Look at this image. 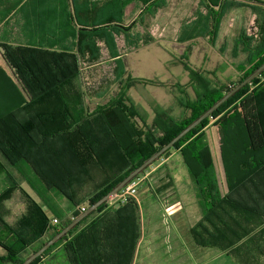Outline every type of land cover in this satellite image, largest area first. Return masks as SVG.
I'll return each instance as SVG.
<instances>
[{
  "label": "trees",
  "instance_id": "1",
  "mask_svg": "<svg viewBox=\"0 0 264 264\" xmlns=\"http://www.w3.org/2000/svg\"><path fill=\"white\" fill-rule=\"evenodd\" d=\"M243 1L257 4L250 7L255 15V33L249 35L242 30L239 34L234 52L245 58L235 66L237 77L223 81L215 72L196 68L187 56L181 57L184 70L190 74L188 89L177 85L182 95L177 102L181 114L159 110L151 124L129 95L130 88L142 81L129 75L118 38L125 37L127 45H134L135 49L153 44L155 39L148 33L132 39L131 31L137 22L126 27V11L132 3L139 2L142 10L137 20L141 27H146V20L165 7L167 0H62L60 11L69 35L25 37L24 45L0 39V72L11 81L14 96L19 95L18 100L13 99L11 113L0 117V181L5 188L0 193V247L5 251L0 264L23 263L79 217L83 208L87 210L108 194L264 63V8L259 6L263 4L258 0ZM52 2L46 0V31L54 19ZM32 3L33 0H18L0 6L6 8L3 14L9 15ZM201 6L204 13L199 10L196 19L186 25L179 43L201 38L215 45L229 14L244 3L205 0ZM69 38L74 42L73 50L59 51L57 48L63 47ZM104 49L118 65L115 81L122 88L117 96L98 103L89 112L82 64L98 63ZM69 109H76L77 113L68 115ZM174 152L182 157L191 176L203 223L209 221L217 232H222V227L215 226L212 220L215 216L224 222L221 213L235 224L239 223L237 218L242 223L249 217L264 220V72L134 180L144 177L150 168ZM20 166L29 172L15 175ZM164 169L169 173L165 164L155 171ZM26 180L34 183L36 195L43 197V205L22 188ZM247 188L257 193L251 205L240 194ZM16 191H21L27 209L11 225L5 220L8 209L5 213L3 206ZM58 194L71 206L68 215L54 203ZM110 202L91 215L102 212ZM127 203L136 204L134 198L124 202ZM89 217L33 264H46V258L54 252H63L64 264H102L106 249L115 246L123 249L122 242L115 245L102 230L104 218L81 229ZM192 232L197 245L207 246V241L199 238L200 233L195 229ZM214 235L209 231L210 237ZM37 242L39 247L22 257Z\"/></svg>",
  "mask_w": 264,
  "mask_h": 264
},
{
  "label": "rangeland",
  "instance_id": "2",
  "mask_svg": "<svg viewBox=\"0 0 264 264\" xmlns=\"http://www.w3.org/2000/svg\"><path fill=\"white\" fill-rule=\"evenodd\" d=\"M166 7L167 6L165 5V7L159 9L153 17H149L148 21L146 20V27H141L139 20H134L137 23L135 28L131 31L132 39H138L139 37L142 38L148 33L155 39V42L149 47H142L137 50L132 48L134 45H127L125 37L118 38L121 57L126 62L129 75L134 79L142 81V84H134L133 87L130 88L129 95L135 100L139 108L148 114L146 117L147 121L150 119L148 124L153 122L156 113H158L159 110L169 112L173 115L181 114L182 109L178 106L177 102L182 95H180L177 85L179 84L181 87L185 86V88L188 89L186 85H189L188 83L190 82V74L184 70L181 64V57L187 56V59L192 66H194V64H200L199 59L203 55H207L210 59L209 64H212L214 58H217V53L213 52L211 49H208L209 52L205 51L206 49L202 47V42L195 45L194 49H192V54L190 55L186 43L178 42L180 38L179 36L181 35L178 34V32L181 30L183 31L186 25L195 20L194 18L193 20L189 19L183 21V16L191 14L192 10L195 9V5H191L190 2L185 3L181 2V0H173L172 6L169 9H166ZM241 8L233 12L230 17L228 16V22L226 21L223 26L221 37L222 41H226V48L220 52L219 59H221L222 62L225 61L222 57L233 62L236 61V58H239L240 55H237L236 52L231 53L229 48H231L230 45L234 43V38L238 36L242 30L250 34L255 33V27H253L254 24H252V17L249 16L248 12L246 13V10ZM134 21L133 19L126 20V27H129ZM197 51L200 53V57L195 56ZM102 53L103 56L98 63L89 65L85 62L82 64L84 95L86 97L90 96L96 106L98 103H105L110 97L117 96L120 88H122V85L115 81L118 65L113 58L108 55V52L105 49ZM233 56L237 57L233 58ZM215 64H217L216 61ZM226 73L227 72H225V74ZM144 116L146 115L144 114ZM181 159L180 163L182 162V166H180V168L172 167L177 182L180 185V199L182 203H186L188 206V219L191 224H195L193 229L201 234H198L199 238L207 241L205 244L207 246L197 245L194 237L190 236L188 250H185L187 263L264 264V220L258 217H249L248 221L242 223V219L240 220L237 218L239 223L235 224L234 222L232 223V220L227 214L221 213L219 216L224 222H221L219 217L215 216L212 217V220L215 226L222 227V232H217L209 221L204 222L205 227L203 229V215L201 217L198 213V205L190 193V188L193 187L191 176ZM161 162L156 164L153 168H150L147 173L151 172V176L153 177L152 181L155 180V187L164 190L166 187L169 188L170 186L166 180H163L164 172H166V170L164 169L161 172L155 171V167L159 166ZM23 169L24 168L20 166L18 169L19 172L16 170V174H14L21 175L22 172H29L24 171ZM2 182L3 181H0V193L5 189ZM30 182L26 180L21 184L22 188L31 195L33 199L43 205L41 201L43 197L36 195L37 192L34 189V183ZM240 194L246 198L247 203L250 205L251 199L257 197V193L250 188H247ZM171 196L174 197V194ZM57 197L59 199L54 202L55 205L63 212H67L66 204L69 205V203L59 194ZM48 198H51V196L48 195ZM24 202L25 198L21 191H16L12 198L4 203L3 211L6 213L5 209H8V214L5 220L9 224H15L18 218L26 213L27 208ZM44 202L47 203L46 201ZM140 202L142 208L146 210L149 200L142 198ZM176 204L177 203L174 205ZM175 207H173V209H166L167 213H163L162 219H171L170 216L175 213ZM48 208H51V206L49 205ZM225 223L230 226H227ZM239 224H242L243 228H240ZM209 231L215 234L214 238L209 236ZM39 245L38 242L33 244L26 250L22 257L29 256L39 247ZM4 253L5 251L0 247V256H3ZM52 263L64 264L63 252L56 254Z\"/></svg>",
  "mask_w": 264,
  "mask_h": 264
},
{
  "label": "crops",
  "instance_id": "3",
  "mask_svg": "<svg viewBox=\"0 0 264 264\" xmlns=\"http://www.w3.org/2000/svg\"><path fill=\"white\" fill-rule=\"evenodd\" d=\"M17 1L18 0H0V4H12ZM61 1L62 0H53L52 2L54 8V19H52V27H49L50 29H48V31L45 29L46 0H33V3L30 6L25 7V5L23 7H19L9 15L3 14L6 8L4 6H0L1 41L20 43L24 45V43H26L24 42L25 37H34L46 34L69 35L70 30L67 28L65 20L61 16ZM202 1L205 0H181V2H190L191 5H195V9L192 10L191 14L183 16V21L189 19L193 20L194 18L196 19V15L199 10L201 13H204V8L201 6ZM234 1L244 3V6L241 9H244L246 10V13H249V16L252 17V24H254L255 15H253L250 7L252 5L257 6V4L245 2L243 0ZM258 1L263 4L259 6L264 8V0ZM172 2L173 0H167L166 9H169L172 6ZM238 9L233 10L229 14V17ZM141 10L142 9L139 2L132 3L126 11V20L133 19L134 21L138 18ZM38 14H40V17L38 16L34 18V16ZM90 16L91 15L89 14L88 17ZM86 17L87 15L85 14L84 18ZM229 17L226 19L227 22ZM253 27H255V24ZM222 30L223 27L215 45H211L208 40L201 38L194 42H187L186 45L189 55L192 54V49H194L195 45L199 42H202L201 44L202 47L206 49L205 51L209 52L208 49H211L213 52L217 53V58H214L213 63L209 64L210 59L207 57V55L200 57V53L197 51L195 56L200 57V64H194V67L204 69L209 72H215L214 75L216 77L225 81V79L228 77H237L238 74L235 70V66L245 57L240 56L239 58H236L235 62L227 60V58L224 57H222L223 60H225L223 62L221 59H219L220 52L226 48V41H222L221 37ZM183 31H179L178 34H182ZM239 34L234 38V43L230 45L231 48H229V50H231V53L235 51V47L238 44ZM248 34L253 35L254 33ZM73 44L74 42L71 38H69L63 43V47L57 49L59 51L66 50L71 52L73 50ZM234 57L235 56H233V58ZM215 61L217 64H215ZM225 72L227 73L225 74ZM11 85V81L0 72V117L6 116L9 112L11 113L13 99H19V95H15L16 97L14 96ZM26 97L28 98L29 95H26ZM86 101L90 105L88 111L93 112L96 109V105L93 103L92 98L87 96ZM140 111L143 115L145 114L146 117L148 116V114H146L141 108ZM67 113L68 115L76 114L77 110L69 109ZM149 121L150 119L148 122ZM180 159L181 156L174 152L159 165L161 166L162 164H165L170 170L169 173L164 172L166 182H169L170 185L169 188L166 187L164 190L156 188L155 180L152 181L153 177L151 176V172L146 173L145 176L140 179L141 186H139V193L137 197L134 198L136 204H124L119 198L116 197L111 200V202L103 209L102 212L95 213L93 215H91V213V216H87L90 217L86 221L85 225L81 227V229L86 228L91 222L99 218H104L100 225L102 226V230H105L110 239L114 240L115 245L117 244V241L123 243V249L118 248L117 246L106 249L105 251L107 255L106 258L102 260V264H188L187 258L185 256V250H188L190 236L193 237L192 230L195 224H191L188 219V206L186 203H182L180 199V185L177 182L176 175L172 170V167L180 168V166H182ZM159 166L155 168L157 169ZM168 175L171 177V179H168ZM190 193L196 200V204L198 205V213L202 217V212L200 210V206L198 204L193 187L190 188ZM172 194H174V197L171 196ZM142 198L149 200L146 210L142 208L140 202ZM175 203L177 204L174 205ZM173 207H175V213L170 216L171 219H162L163 213H167L166 209H173ZM66 211L67 212L65 213H67V215L71 212L70 204H66ZM95 234H97L96 230ZM134 242L135 246L133 248L132 245ZM125 244H127V247H125ZM54 253L46 258V264H54L52 261H54L56 252Z\"/></svg>",
  "mask_w": 264,
  "mask_h": 264
},
{
  "label": "water",
  "instance_id": "4",
  "mask_svg": "<svg viewBox=\"0 0 264 264\" xmlns=\"http://www.w3.org/2000/svg\"><path fill=\"white\" fill-rule=\"evenodd\" d=\"M264 72V63L257 68L251 75H249L245 80L235 86L231 91L225 94L220 100H218L212 107H210L206 112H204L200 117H198L193 123L186 127L179 135H177L173 140H171L167 145L162 147L158 152L149 157L140 167L136 168L132 173H130L123 181H121L116 187H114L108 194L99 199L91 207H89L85 212H83L79 217L72 220L62 231L57 233L52 239L47 241L40 249L31 254L25 261L21 264H33L39 257H41L49 248L54 246L60 239L69 234L79 223H81L88 215L96 211L104 203L117 197L119 193L129 185L136 177H138L147 168L152 166L157 162L167 151L174 148V146L183 139L188 133L196 129L204 120L212 117V115L224 105L231 97L237 94L245 86L252 83V81L259 77Z\"/></svg>",
  "mask_w": 264,
  "mask_h": 264
},
{
  "label": "built area",
  "instance_id": "5",
  "mask_svg": "<svg viewBox=\"0 0 264 264\" xmlns=\"http://www.w3.org/2000/svg\"><path fill=\"white\" fill-rule=\"evenodd\" d=\"M141 184V180H133L129 185H127L117 196L122 203L126 202L129 198H136L138 195V187ZM85 212L86 209L83 208ZM54 223H57V220H54Z\"/></svg>",
  "mask_w": 264,
  "mask_h": 264
}]
</instances>
